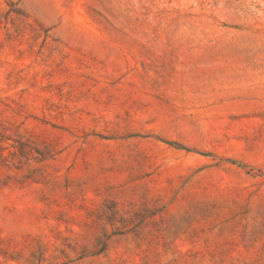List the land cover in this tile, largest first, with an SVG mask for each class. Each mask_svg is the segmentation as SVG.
Here are the masks:
<instances>
[{"label": "rangeland", "instance_id": "rangeland-1", "mask_svg": "<svg viewBox=\"0 0 264 264\" xmlns=\"http://www.w3.org/2000/svg\"><path fill=\"white\" fill-rule=\"evenodd\" d=\"M0 264H264V0H0Z\"/></svg>", "mask_w": 264, "mask_h": 264}]
</instances>
